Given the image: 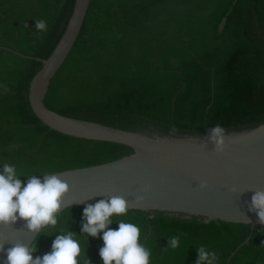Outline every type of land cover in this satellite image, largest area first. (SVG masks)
Here are the masks:
<instances>
[{
	"label": "trees",
	"instance_id": "16d2710c",
	"mask_svg": "<svg viewBox=\"0 0 264 264\" xmlns=\"http://www.w3.org/2000/svg\"><path fill=\"white\" fill-rule=\"evenodd\" d=\"M73 3L0 0V167L7 162L18 173L40 175L129 154L118 145L65 142L27 106V85L41 67L36 58L50 54ZM38 19L47 22L46 33H37ZM47 96L50 105L64 110L160 135L261 124L264 0H90ZM82 216L64 209L60 226L70 224L79 235ZM119 219L146 234L151 264H195L199 246L215 251L217 264H264L262 225L189 217ZM109 227L118 229V223ZM56 235H41L33 257L50 252ZM176 235L180 246L162 250ZM88 241V258L103 264L102 238L88 236Z\"/></svg>",
	"mask_w": 264,
	"mask_h": 264
},
{
	"label": "water",
	"instance_id": "95a60500",
	"mask_svg": "<svg viewBox=\"0 0 264 264\" xmlns=\"http://www.w3.org/2000/svg\"><path fill=\"white\" fill-rule=\"evenodd\" d=\"M89 3L90 0H74L54 48L46 58H36L41 67L27 85V106L65 142L118 145L129 154L54 172L70 186L62 210L83 213L87 204L118 195L129 201L126 217H189L261 225L257 215L249 211V203L253 190H264V122L251 128L226 130L228 148L218 154L212 151L213 145L203 144L208 131L160 135L103 116L73 113L49 104L50 81L74 45ZM38 178L43 181L42 175ZM201 181H207L208 187L200 189ZM145 185L151 188L141 193ZM231 188L236 192L230 191ZM137 194L145 195L143 204H135ZM24 224L25 221L19 220L13 226L0 225V234L10 242L30 244L35 236ZM12 246L7 243L4 247ZM5 259L0 253V264Z\"/></svg>",
	"mask_w": 264,
	"mask_h": 264
},
{
	"label": "clouds",
	"instance_id": "9594fccd",
	"mask_svg": "<svg viewBox=\"0 0 264 264\" xmlns=\"http://www.w3.org/2000/svg\"><path fill=\"white\" fill-rule=\"evenodd\" d=\"M25 27H28L27 24ZM35 29L37 33H46L48 24L43 19H38ZM203 144L213 145L212 151L215 153H224L228 148L226 130L219 124L209 128ZM41 175L43 181L38 178ZM21 176L27 177L26 184L19 178ZM199 187L202 190L207 188V181H201ZM150 188L151 185H145L140 192L147 193ZM69 191V184L60 179L59 174L18 173L16 166L7 162L0 167V225L13 226L17 221L23 220L24 228L35 236L30 244H25L19 240L10 242L0 234V253L6 256L3 264H92L87 256L88 236L102 238L103 246L99 249V256L103 264H151L152 248L143 242L146 234L142 236L141 229L136 224L119 219L128 215L129 201L125 197L105 196V199L94 205L87 204L78 235L70 231V224L67 228L60 226L63 199ZM230 191L236 192V189L231 188ZM253 191L249 211L255 213L259 223L264 225V190ZM144 201L145 195L135 196V204H143ZM114 222L118 223V229L109 227ZM249 223L251 224L250 220ZM54 233L59 235L53 240L51 251L34 258L33 254L39 251V237L52 236ZM180 240V235L169 237L167 248L162 250L177 249ZM7 243H12L13 246L5 249ZM197 254L195 264H217L218 256L215 251L199 246Z\"/></svg>",
	"mask_w": 264,
	"mask_h": 264
},
{
	"label": "flooded vegetation",
	"instance_id": "af4514ba",
	"mask_svg": "<svg viewBox=\"0 0 264 264\" xmlns=\"http://www.w3.org/2000/svg\"><path fill=\"white\" fill-rule=\"evenodd\" d=\"M151 133H155V132H151Z\"/></svg>",
	"mask_w": 264,
	"mask_h": 264
}]
</instances>
